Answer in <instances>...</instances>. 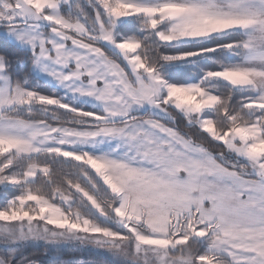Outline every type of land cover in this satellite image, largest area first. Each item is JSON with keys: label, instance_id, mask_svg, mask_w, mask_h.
<instances>
[{"label": "snow or ice", "instance_id": "snow-or-ice-1", "mask_svg": "<svg viewBox=\"0 0 264 264\" xmlns=\"http://www.w3.org/2000/svg\"><path fill=\"white\" fill-rule=\"evenodd\" d=\"M86 3L0 0V264H264V0Z\"/></svg>", "mask_w": 264, "mask_h": 264}, {"label": "trees", "instance_id": "trees-1", "mask_svg": "<svg viewBox=\"0 0 264 264\" xmlns=\"http://www.w3.org/2000/svg\"><path fill=\"white\" fill-rule=\"evenodd\" d=\"M45 247L40 245L39 247H29L26 250L27 255L33 259L45 260L46 264H53V262L59 258L61 261H67L72 256L83 257L89 261H94L96 264H109L112 259L109 254L98 252L93 246H88L83 252L74 251L71 248H62L59 253H49L44 255Z\"/></svg>", "mask_w": 264, "mask_h": 264}, {"label": "rangeland", "instance_id": "rangeland-1", "mask_svg": "<svg viewBox=\"0 0 264 264\" xmlns=\"http://www.w3.org/2000/svg\"><path fill=\"white\" fill-rule=\"evenodd\" d=\"M80 2H81L82 4H84L85 8L87 9V3H86V0H80Z\"/></svg>", "mask_w": 264, "mask_h": 264}]
</instances>
